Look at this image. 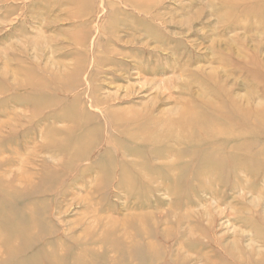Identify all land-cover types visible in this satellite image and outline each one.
Returning a JSON list of instances; mask_svg holds the SVG:
<instances>
[{
    "label": "rangeland",
    "instance_id": "1",
    "mask_svg": "<svg viewBox=\"0 0 264 264\" xmlns=\"http://www.w3.org/2000/svg\"><path fill=\"white\" fill-rule=\"evenodd\" d=\"M262 110L264 0H0V264H264Z\"/></svg>",
    "mask_w": 264,
    "mask_h": 264
},
{
    "label": "bare ground",
    "instance_id": "2",
    "mask_svg": "<svg viewBox=\"0 0 264 264\" xmlns=\"http://www.w3.org/2000/svg\"><path fill=\"white\" fill-rule=\"evenodd\" d=\"M84 37H86V34H85V36ZM83 41H85L84 39H81L79 42H83ZM80 71V69H75L74 68V72L77 74V71ZM75 84H77V83H75ZM247 93V92H246ZM208 94V93H207ZM153 99V98H152ZM201 99V98H200ZM198 99V98H195V99H193L192 101H190V102H188V103H185L184 104V106H183V110L179 113V118H178V120H176L175 122H173L171 125H173L175 128H177V131L175 132V134H174V136L177 138V141L178 140H181V139H184V140H186V139H189L191 136H190V134H192L193 135V133H196V132H198V131H200V129L201 128H203V127H207L208 125H209V122H210V119H207V117H204V116H196V112H197V109H198V107H200L201 106V104H205L207 107H209V106H211V103L210 102H205V100H203V99ZM106 99H99V100H97V101H99V103L98 104H100V103H103V102H106L105 101ZM154 100V99H153ZM205 102V103H204ZM144 107V106H143ZM145 108V107H144ZM247 108V107H246ZM238 108L237 110H236V112H237V114L239 115V116H242V115H246V114H249L250 112H255V111H258V110H255V109H250V108ZM132 109H133V107H132ZM129 110L130 112H132L133 113V116H129V117H122V118H124V120L123 121H121V123H120V121H117V119H115V123L113 124L115 127H126L129 123L131 124V123H133L134 122V120H136V117L138 116V113H142L144 110L143 109H137L135 112L133 111V110H135V109H133V110ZM152 110V103H151V105H150V107H148V109H147V111H146V113L144 114V115H148L147 116V118L146 119H143V120H141V121H139L138 123H136L135 122V126H133V128H135V129H133L132 131H134V132H132V135H136L137 134V131L139 130H142V131H149V132H151L152 131V128H153V126L151 125V127H149L148 125H149V119H153L154 121H157V122H155V126H157V125H160L161 123H164L163 122V120H160V119H156V117H157V115H155V116H151V111ZM122 112V111H121ZM123 113V112H122ZM262 114H264V110H262V112H261ZM257 114H259V113H257ZM123 115H124V113H123ZM122 115V116H123ZM255 116V115H254ZM102 117H105L104 115L102 116ZM236 117H238L234 112H230L228 115H224V114H220V117H218V119L216 120V122L218 121V122H220V119L223 121L224 119H225V121L224 122H226V121H228V120H233V119H236ZM255 117H258V116H255ZM261 117V116H260ZM259 117V118H260ZM118 119H120L119 117H118ZM257 119V118H256ZM166 123H171V119H167L166 121H165ZM215 122V123H216ZM217 124V123H216ZM110 125H112V123L110 124ZM187 125V126H186ZM130 125H128V127H129ZM186 126V127H185ZM237 127V124L235 125V128ZM209 129V128H208ZM210 130V129H209ZM211 131V130H210ZM160 136H161V138L162 137H165V138H171L172 137V133L171 132H164V133H160L159 134ZM173 136V137H174ZM195 136L196 135H193V137H191L192 139H194L195 138ZM186 138V139H185ZM202 140H203V138H201ZM205 139V138H204ZM208 141H210V140H208ZM181 142V141H180ZM200 142V141H199ZM221 143H223V142H221ZM190 144H191V141H190ZM241 146V145H240ZM236 148V147H235ZM234 148V149H235ZM205 152V151H204ZM209 152V151H208ZM204 154V153H203ZM31 184H30V180L28 179L27 180V186H30ZM5 186L9 189V192L10 193H12V185L10 184V183H5ZM31 190H34V188H31ZM129 220V219H128ZM110 222V221H109ZM124 223V222H123ZM99 224V223H98ZM105 224V223H104ZM111 225V224H110ZM112 226V225H111ZM33 227V226H32ZM97 227V226H96ZM102 228H104V227H102ZM106 228V227H105ZM109 228V227H108ZM110 228H112V227H110ZM124 229H125V226L123 227ZM87 229H89V227H87ZM103 230V229H102ZM102 230H100V233H101V231ZM104 230H106V229H104ZM109 230V229H108ZM108 230H107V232H108ZM111 230V229H110ZM123 230V229H122ZM128 230V229H127ZM143 230V229H142ZM124 231V230H123ZM123 231H122V233H123ZM103 232V231H102ZM127 232V231H126ZM99 233V232H98ZM104 233V232H103ZM119 233V232H118ZM127 233H130V232H127ZM131 233H133V232H131ZM130 233V234H131ZM120 234V233H119ZM124 234H126V233H124ZM127 235V234H126ZM133 235H131V237H132ZM16 237V236H15ZM14 237V238H15ZM110 237V236H109ZM117 237V236H116ZM126 238H127V236H126ZM123 239H124V236H123ZM128 239V238H127ZM131 239V238H130ZM136 240V239H135ZM119 241V240H118ZM136 241H139V240H136ZM125 242V241H124ZM126 242H127V240H126ZM16 243V242H15ZM14 243V244H15ZM128 243V242H127ZM132 243V242H131ZM130 243V244H131ZM134 243V242H133ZM139 243H140V241H139ZM114 244V243H113ZM151 244V243H150ZM125 245V244H124ZM123 245V246H124ZM129 245V244H128ZM134 245V244H133ZM153 245L155 246V244L153 243ZM110 246V245H109ZM114 246H115V244H114ZM113 246V247H114ZM116 246H117V244H116ZM121 246V245H120ZM106 247V246H105ZM118 247V246H117ZM122 247V246H121ZM129 247V246H128ZM131 247H132V245H131ZM130 247V248H131ZM150 247V246H149ZM148 247V248H149ZM60 248V247H59ZM107 248H108V246H107ZM115 248V247H114ZM123 248V247H122ZM121 248V249H122ZM14 249V248H13ZM120 249V250H121ZM134 249V248H133ZM136 249V248H135ZM116 250H117V248H116ZM128 250V249H127ZM137 250V249H136ZM151 250V249H150ZM109 252H111V251H109ZM131 252V251H130ZM123 253V252H122ZM134 253H136L135 251H134ZM139 253V252H138ZM138 253H136V254H138ZM126 255V254H125ZM131 255V254H130ZM123 256V255H122ZM132 256H134V254L132 255ZM137 255H135V257H136ZM113 257V256H112ZM118 257V256H117ZM129 257V256H128ZM135 257H134V259H135ZM116 258V257H115ZM114 258V259H115ZM123 258V257H122ZM130 258V257H129ZM128 258H126V260H127ZM114 261V260H113ZM116 261V260H115ZM121 262V261H120ZM91 264V263H90ZM98 264V263H97ZM126 264V263H125Z\"/></svg>",
    "mask_w": 264,
    "mask_h": 264
}]
</instances>
